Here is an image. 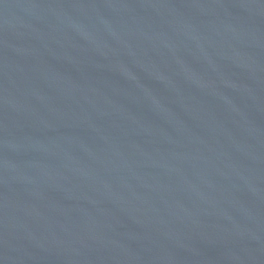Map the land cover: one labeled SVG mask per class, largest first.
Returning a JSON list of instances; mask_svg holds the SVG:
<instances>
[{
    "label": "water",
    "instance_id": "1",
    "mask_svg": "<svg viewBox=\"0 0 264 264\" xmlns=\"http://www.w3.org/2000/svg\"><path fill=\"white\" fill-rule=\"evenodd\" d=\"M0 264H264V0H0Z\"/></svg>",
    "mask_w": 264,
    "mask_h": 264
}]
</instances>
